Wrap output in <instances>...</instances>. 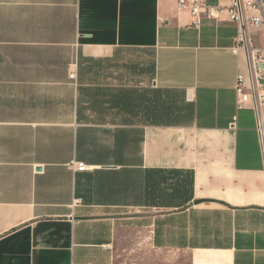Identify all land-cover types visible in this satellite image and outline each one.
I'll return each instance as SVG.
<instances>
[{"label": "crops", "instance_id": "0c3cea01", "mask_svg": "<svg viewBox=\"0 0 264 264\" xmlns=\"http://www.w3.org/2000/svg\"><path fill=\"white\" fill-rule=\"evenodd\" d=\"M193 21L178 0H0V264H264L239 26Z\"/></svg>", "mask_w": 264, "mask_h": 264}, {"label": "built area", "instance_id": "2783aa9c", "mask_svg": "<svg viewBox=\"0 0 264 264\" xmlns=\"http://www.w3.org/2000/svg\"><path fill=\"white\" fill-rule=\"evenodd\" d=\"M178 7L191 14L197 28H200L205 15L219 19L224 12L239 26L234 52L245 55L248 68L238 75L237 106L254 112L264 157V0H231L229 6L218 7H210L207 0H178ZM77 168L84 170L85 166L79 164Z\"/></svg>", "mask_w": 264, "mask_h": 264}, {"label": "water", "instance_id": "95a60500", "mask_svg": "<svg viewBox=\"0 0 264 264\" xmlns=\"http://www.w3.org/2000/svg\"><path fill=\"white\" fill-rule=\"evenodd\" d=\"M202 203L201 201H198L197 204Z\"/></svg>", "mask_w": 264, "mask_h": 264}]
</instances>
